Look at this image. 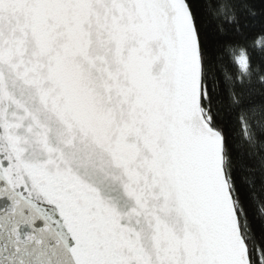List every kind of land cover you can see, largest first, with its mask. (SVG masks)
Masks as SVG:
<instances>
[{
  "label": "snow or ice",
  "instance_id": "1",
  "mask_svg": "<svg viewBox=\"0 0 264 264\" xmlns=\"http://www.w3.org/2000/svg\"><path fill=\"white\" fill-rule=\"evenodd\" d=\"M0 264H264V0H0Z\"/></svg>",
  "mask_w": 264,
  "mask_h": 264
}]
</instances>
